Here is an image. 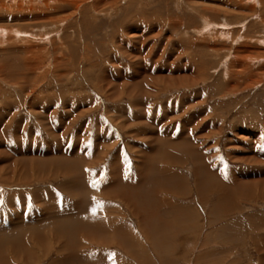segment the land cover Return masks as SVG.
<instances>
[{"label": "rangeland", "instance_id": "374dc122", "mask_svg": "<svg viewBox=\"0 0 264 264\" xmlns=\"http://www.w3.org/2000/svg\"><path fill=\"white\" fill-rule=\"evenodd\" d=\"M11 1L0 264H264V0Z\"/></svg>", "mask_w": 264, "mask_h": 264}, {"label": "bare ground", "instance_id": "6f19581e", "mask_svg": "<svg viewBox=\"0 0 264 264\" xmlns=\"http://www.w3.org/2000/svg\"><path fill=\"white\" fill-rule=\"evenodd\" d=\"M20 3L21 2H23L24 0H18ZM52 1H54L55 2V0H52ZM57 1H61V0H57ZM64 3H69L67 0H62ZM104 1V0H103ZM209 1H212V0H209ZM214 1V0H213ZM246 1H248V0H246ZM11 2H16L15 0H12ZM47 2H50L49 0L47 1ZM188 1L187 0H182V4L184 5V4H186ZM232 2V1H231ZM249 2V1H248ZM253 2H256L257 3V0H253ZM258 2H259V0H258ZM181 3V0H178V2H177V5H178V7L180 8V6L182 5V4H180ZM247 3V2H246ZM166 4H169L168 2L166 3ZM233 4V3H232ZM234 5V4H233ZM256 5V4H255ZM169 6V5H168ZM200 8H201V6H199ZM232 7V6H231ZM204 8H206V7H204ZM166 9H167V7H166ZM208 10H206L207 11V13L208 12H210V13H213L214 15H216V13L217 12H215V10L213 11V9H211L210 7L209 8H207ZM201 13H203V12H201ZM204 20H205V22L207 23V25L205 26V28H203L204 30H205V32H211V31H209V29H211V27L213 28V25L212 24H210V20H208L207 19V17L205 18L204 17ZM221 25V26H220ZM220 27H221V29H223V30H229V26H228V24L227 23H220ZM115 27V26H114ZM217 28V27H216ZM124 30V29H123ZM203 30V31H204ZM203 31H201V32H203ZM220 32V31H219ZM222 32V31H221ZM228 32H230V31H228ZM223 33V32H222ZM225 34V33H224ZM223 34V35H224ZM227 34V33H226ZM222 34H221V36L220 37H222L223 36ZM225 36V35H224ZM223 39H225L224 37H223ZM228 40V39H227ZM195 82V81H194ZM198 83V82H197ZM190 145V144H189ZM192 146H193V144H192ZM192 146H190V147H192ZM189 147V148H190ZM189 148H188V150L187 151H189ZM194 148V147H193ZM194 150V149H193ZM193 153V152H192ZM195 153V152H194ZM193 153V154H194ZM190 154V153H189ZM195 155V154H194ZM197 156H198V154H197ZM191 158H193V157H191ZM117 168V167H116ZM117 171H119V170H117ZM200 171V170H199ZM202 174V173H201ZM205 174L207 175V173H205L204 172V177H206L205 176ZM127 176V175H126ZM203 176V175H202ZM207 178H208V176H207ZM212 178V177H211ZM209 180V179H208ZM206 181V180H205ZM261 182V181H260ZM132 183V182H131ZM261 183H263V182H261ZM180 186V185H179ZM177 188H178V186H177ZM259 194V193H258ZM109 196V195H108ZM253 199V198H252ZM129 200V199H128ZM106 201V200H105ZM204 201V200H203ZM224 201V200H223ZM53 210L55 211L56 210V208H50L49 209V211H52L53 212ZM58 213V212H57ZM27 222V221H26ZM29 224V223H28ZM263 227V226H262ZM81 229H79L78 231H80ZM83 230V229H82ZM76 233V232H75ZM65 236H67V235H64V237ZM89 237V236H88ZM125 238V237H124ZM263 238V237H262ZM49 240V239H48ZM264 242V241H263ZM264 245V244H263ZM69 249V248H68ZM73 251V250H72Z\"/></svg>", "mask_w": 264, "mask_h": 264}]
</instances>
